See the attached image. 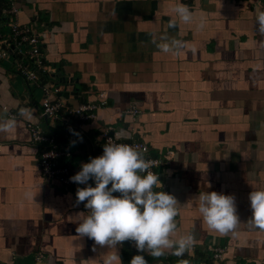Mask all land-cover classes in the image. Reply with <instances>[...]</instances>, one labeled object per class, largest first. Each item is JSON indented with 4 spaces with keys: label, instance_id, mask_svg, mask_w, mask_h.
<instances>
[{
    "label": "crops",
    "instance_id": "1",
    "mask_svg": "<svg viewBox=\"0 0 264 264\" xmlns=\"http://www.w3.org/2000/svg\"><path fill=\"white\" fill-rule=\"evenodd\" d=\"M178 4L194 12L191 23L179 21ZM15 5L14 21L36 22L37 29L43 24L45 33L38 31L45 59L77 84V96L67 102L77 105L105 91L107 104L81 128L76 119L69 127L62 120L50 123L40 114L41 89L18 71L12 56L0 59V116L11 112L17 119L15 128L0 134V264H33L37 252L44 254L43 264H103L110 250L78 236L89 210L76 204L69 188L42 177L40 148L28 122L53 129L60 147L70 152L72 169L103 154L102 129L147 143L151 157L167 159L172 150L159 170L179 201L174 238L191 233L196 242L183 257L159 259L212 264L207 247L220 245L227 247L222 264H264V231L247 223L249 194L264 188V36L256 25L264 0H15ZM4 17L1 12L0 36L9 33ZM173 18L178 27L168 29ZM201 19L205 27L199 30ZM165 31L186 42L179 55L151 42V33ZM130 106L140 110L134 117L125 113ZM21 108L30 109L33 118L20 117ZM206 191L235 196L241 221L234 232L221 235L204 223L198 204ZM121 248L119 264H130L123 263Z\"/></svg>",
    "mask_w": 264,
    "mask_h": 264
},
{
    "label": "clouds",
    "instance_id": "2",
    "mask_svg": "<svg viewBox=\"0 0 264 264\" xmlns=\"http://www.w3.org/2000/svg\"><path fill=\"white\" fill-rule=\"evenodd\" d=\"M174 12L184 24L191 23L195 15L184 4H178ZM256 25L258 33L264 36V11L257 10ZM177 27V19H170L167 28ZM204 27L205 21L201 19L197 28ZM150 35L151 42L163 53L179 55L187 47L185 41L170 36L167 31ZM196 51L193 45V55ZM18 115L28 120L33 118L28 108H21ZM16 126L15 117L0 116V134L7 135ZM120 137L121 133H116V138ZM145 151L139 145L109 142L104 145L102 155L90 158V162L84 163L81 170L70 177L72 182L87 185L76 192V204L86 202L85 208L89 210L76 232L80 238L87 237L94 240L95 245L110 249L103 264H119L118 246L126 241L134 242L139 253L132 257L130 264H149L146 256L157 260L166 255L183 257L195 245L191 233L174 238L179 201L173 194L154 191L163 185L159 175L150 170L155 161L146 159ZM89 180H94L96 186L88 184ZM26 196L31 198L32 194L29 192ZM249 200L252 215L247 223L251 228L264 231V188L250 192ZM198 209L208 228L221 235L234 232L241 221L234 195L216 191L200 193ZM82 264H91V261L84 260ZM178 264H190V261L180 259Z\"/></svg>",
    "mask_w": 264,
    "mask_h": 264
},
{
    "label": "built area",
    "instance_id": "3",
    "mask_svg": "<svg viewBox=\"0 0 264 264\" xmlns=\"http://www.w3.org/2000/svg\"><path fill=\"white\" fill-rule=\"evenodd\" d=\"M1 12L4 14L5 25L9 28V33L0 36V59H5L12 56L15 59L18 71L26 78L27 81L33 82L42 91L40 99V114L46 118L48 122L54 123L57 120H62L67 127L76 119L78 127L81 128L83 123L87 120L97 118V111L99 108L107 104V94L105 91H98L94 100L81 102L77 105H70L67 102L69 96H74L73 91H76L74 80L59 70L52 63L45 59L43 54V47L45 39L38 31L45 33L43 24H39L37 29L36 22L27 24H19L14 21L12 16L18 12L15 5V0H6ZM40 77L44 81L40 80ZM63 92L68 93V97L62 95ZM3 109H6L3 106ZM140 110L135 106H130L125 113L131 117L136 116ZM10 117H15V113H9ZM28 129L31 133V140L34 144L39 146L38 168L42 177L47 181H56L61 186L69 188L71 197L77 201L76 192L78 188L86 187L87 185L72 182L70 177L77 174L80 169H72L68 162L70 152L67 149L60 147L61 145L56 140L53 134L46 132L38 124L31 122L27 123ZM82 133V129H80ZM100 140L107 144L124 143L130 145H139L144 152L146 159H153L155 166L150 170L159 175V179L163 187H158L161 191L173 194L168 185L164 181L163 173L160 172L159 167L168 162V158L172 155V150L166 151L167 159L159 158L157 156H149V147L147 143L131 139L128 141L117 139L115 133H110L109 129H102L98 135ZM61 159L62 162H58ZM90 184V183H88ZM95 187V182L92 185ZM119 196L120 193H114ZM174 195V194H173ZM86 203V202H85ZM85 203H82L85 206ZM211 253L212 264H222L223 256L227 251L226 246L214 245L208 246ZM33 264H43L45 256L42 252H37L34 257Z\"/></svg>",
    "mask_w": 264,
    "mask_h": 264
},
{
    "label": "trees",
    "instance_id": "4",
    "mask_svg": "<svg viewBox=\"0 0 264 264\" xmlns=\"http://www.w3.org/2000/svg\"><path fill=\"white\" fill-rule=\"evenodd\" d=\"M7 6V2L6 0H0V14H1V9L4 7V6ZM77 87V84L75 85ZM50 133L54 135V137L57 138V134L53 133V129H49ZM58 138H60L58 136ZM58 141V140H57ZM60 143V141H58ZM105 145V144H104ZM62 162V161H61ZM132 241H126L122 244V248H121V255H122V261L123 263H126V262H129L131 261L132 257L134 255L137 254V250L134 249L131 245Z\"/></svg>",
    "mask_w": 264,
    "mask_h": 264
},
{
    "label": "water",
    "instance_id": "5",
    "mask_svg": "<svg viewBox=\"0 0 264 264\" xmlns=\"http://www.w3.org/2000/svg\"><path fill=\"white\" fill-rule=\"evenodd\" d=\"M40 80L41 81H44V79L42 77H40ZM62 95L64 97H68V93L67 92H63ZM73 95L76 97L77 96V92L76 91H73ZM149 264H170L162 259H158V260H155V261H152V262H149Z\"/></svg>",
    "mask_w": 264,
    "mask_h": 264
}]
</instances>
